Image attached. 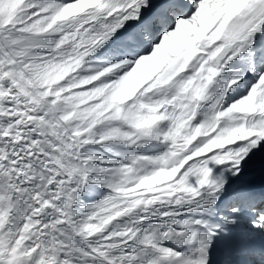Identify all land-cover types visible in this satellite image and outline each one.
I'll list each match as a JSON object with an SVG mask.
<instances>
[{"label": "snow or ice", "instance_id": "1", "mask_svg": "<svg viewBox=\"0 0 264 264\" xmlns=\"http://www.w3.org/2000/svg\"><path fill=\"white\" fill-rule=\"evenodd\" d=\"M0 264H264V0H0Z\"/></svg>", "mask_w": 264, "mask_h": 264}]
</instances>
